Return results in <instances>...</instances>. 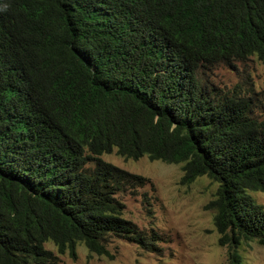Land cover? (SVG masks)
<instances>
[{
	"label": "trees",
	"instance_id": "trees-1",
	"mask_svg": "<svg viewBox=\"0 0 264 264\" xmlns=\"http://www.w3.org/2000/svg\"><path fill=\"white\" fill-rule=\"evenodd\" d=\"M110 1L0 0L13 30L0 37V264L163 242L125 218L122 196L153 184L101 159L115 150L182 164V184L216 182L220 244L245 264L240 246L264 248L251 195L264 193V125L204 76L264 62V0Z\"/></svg>",
	"mask_w": 264,
	"mask_h": 264
},
{
	"label": "rangeland",
	"instance_id": "rangeland-1",
	"mask_svg": "<svg viewBox=\"0 0 264 264\" xmlns=\"http://www.w3.org/2000/svg\"><path fill=\"white\" fill-rule=\"evenodd\" d=\"M204 79L225 93H237L250 105V113L264 125V62L250 58L243 63L219 65ZM102 159L125 171L150 179L147 186L132 195H124L125 218L135 223L139 231L161 235L150 250L124 240H110V257L91 256L79 245L76 259L58 255L59 264H229L232 249L220 244L215 227L216 211L212 203L219 186L207 176L195 183L182 184V164L151 162L147 157L125 160L114 151ZM264 208V193H251ZM57 255L52 243L45 245ZM234 251V250H233ZM245 264H264V248L257 243L237 250Z\"/></svg>",
	"mask_w": 264,
	"mask_h": 264
},
{
	"label": "clouds",
	"instance_id": "clouds-1",
	"mask_svg": "<svg viewBox=\"0 0 264 264\" xmlns=\"http://www.w3.org/2000/svg\"><path fill=\"white\" fill-rule=\"evenodd\" d=\"M170 2H173L174 0H169ZM109 4H115L117 7H119V8H125V7H123V6H125V4L122 2H119V0H111L110 2H109ZM260 7L262 8V10L264 11V4H261L260 5ZM0 34L3 36V37H8V38H11V36L13 35V30H11V25H10V23H9V21L8 20H5L4 18H3V16L1 15V13H0ZM0 35V37H2ZM16 53L18 54V60L20 61V62H23L24 61V59H25V56H24V54L21 52V50L20 49H18L17 51H16ZM253 58H255V57H253ZM258 60V59H257ZM11 68L13 69V70H16V66H14V65H11ZM14 109V108H13ZM12 109V110H13ZM116 151V150H115ZM114 152V151H113ZM112 152V153H113ZM117 152V151H116ZM106 155V154H105ZM104 156V155H103ZM119 156V155H118ZM121 157V156H120ZM147 157V156H146ZM143 158H145V157H143ZM148 158V157H147ZM101 159H102V157H101ZM149 159V158H148ZM103 160V159H102ZM126 160V159H125ZM104 161V160H103ZM106 162V161H105ZM152 162V161H151ZM156 162V161H155ZM106 163H108V162H106ZM110 164V163H109ZM113 166H115V165H113ZM115 167H117V166H115ZM117 168H119V167H117ZM121 169V168H120ZM123 170V169H122ZM125 171V170H124ZM128 172V171H127ZM130 173V172H129ZM131 174H133V173H131ZM135 175H137V174H135ZM141 176V175H140ZM144 177V176H143ZM146 178V177H145ZM148 179V178H147ZM150 180V179H149ZM151 181V180H150ZM152 182V181H151ZM153 184V183H152ZM50 251V250H49Z\"/></svg>",
	"mask_w": 264,
	"mask_h": 264
},
{
	"label": "bare ground",
	"instance_id": "bare-ground-1",
	"mask_svg": "<svg viewBox=\"0 0 264 264\" xmlns=\"http://www.w3.org/2000/svg\"><path fill=\"white\" fill-rule=\"evenodd\" d=\"M1 35V34H0ZM2 36V35H1ZM3 37V36H2ZM150 44V43H149ZM132 81V80H131Z\"/></svg>",
	"mask_w": 264,
	"mask_h": 264
}]
</instances>
